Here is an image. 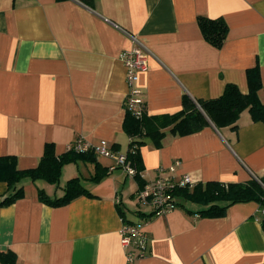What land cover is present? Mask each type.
Returning a JSON list of instances; mask_svg holds the SVG:
<instances>
[{
	"label": "crops",
	"instance_id": "obj_1",
	"mask_svg": "<svg viewBox=\"0 0 264 264\" xmlns=\"http://www.w3.org/2000/svg\"><path fill=\"white\" fill-rule=\"evenodd\" d=\"M199 16L224 20L221 47L204 39ZM136 44L148 50L137 80L148 115L177 112L186 93L217 97L226 83L246 93L248 68L264 83V0H0V155L32 168L47 143L60 155L76 138L126 153L121 54ZM257 96L264 103V88ZM236 123L187 134L166 127L159 143L143 137L142 179L175 159L174 174L195 184L264 175V122L244 109ZM112 164L95 154L64 162L56 183L22 177V194L0 206V250L19 264H264V206L241 201L207 215L181 188L175 208L146 224L147 255L127 262L122 223L150 210L137 201L134 174ZM74 177L81 194L57 204L39 196H63ZM6 189L0 180V196Z\"/></svg>",
	"mask_w": 264,
	"mask_h": 264
},
{
	"label": "trees",
	"instance_id": "obj_2",
	"mask_svg": "<svg viewBox=\"0 0 264 264\" xmlns=\"http://www.w3.org/2000/svg\"><path fill=\"white\" fill-rule=\"evenodd\" d=\"M201 33L206 41L214 47H221L226 34V23L221 18L198 17ZM248 90L242 93L236 84L226 83L222 93L214 98L202 99L183 94L182 107L170 114L148 115L145 111L141 116H135L130 110L125 109L123 127L130 137L126 158L135 169L134 177L139 181V187L144 184L140 172L143 170L139 157V147L145 136H150L156 143L164 135L163 130L169 127L173 134H187L200 130L207 124L217 128L229 126L237 127V119L240 113L247 109L252 120L264 122V103L260 102L257 91L264 88L257 67L246 70ZM144 137V138H143ZM78 157L94 158L92 152H78L68 148L64 153L55 155L51 143L44 147L39 163L32 168L20 169L16 166L14 155H0V180L5 181L7 189L0 196V206L7 205L22 194L19 181L28 175L34 178H42L49 183L58 181L61 165ZM97 178V176H93ZM188 187L179 188L186 196L206 204L207 207L201 213L207 215H221L226 207L235 202L256 201L264 206V175L251 177L246 182L207 181L204 184L196 183L192 191ZM85 189L79 182L78 177L70 178L66 182L63 196L47 199L42 190L39 196L52 204L62 203L81 194ZM224 201V204H219ZM264 225V221H262ZM0 262L2 264H19L16 255L10 251L0 250Z\"/></svg>",
	"mask_w": 264,
	"mask_h": 264
},
{
	"label": "built area",
	"instance_id": "obj_3",
	"mask_svg": "<svg viewBox=\"0 0 264 264\" xmlns=\"http://www.w3.org/2000/svg\"><path fill=\"white\" fill-rule=\"evenodd\" d=\"M148 50L136 44L132 49L121 54L125 66V80L127 92L124 97V108L130 110L135 116H141L145 111V103L137 86L138 73L147 67ZM78 152H93L99 156L109 157L113 160L111 168L120 167L126 173L134 174L135 169L130 165L125 153L113 151L104 139L96 143L76 138L69 146ZM179 160L175 159L168 167L159 166L156 176L145 181L136 191L137 201L140 205L149 208V213H142L136 221H123L120 228V242L126 250L127 262L144 257L148 253V237L145 229L152 216L162 215L176 206L174 193L177 189L194 186L195 182L187 174H174ZM264 214V207H262Z\"/></svg>",
	"mask_w": 264,
	"mask_h": 264
}]
</instances>
